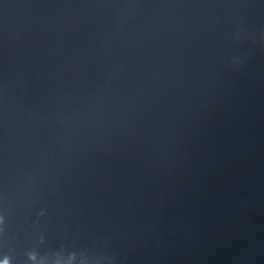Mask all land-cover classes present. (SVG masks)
Wrapping results in <instances>:
<instances>
[{
  "label": "water",
  "instance_id": "1",
  "mask_svg": "<svg viewBox=\"0 0 264 264\" xmlns=\"http://www.w3.org/2000/svg\"><path fill=\"white\" fill-rule=\"evenodd\" d=\"M0 264H264V0H0Z\"/></svg>",
  "mask_w": 264,
  "mask_h": 264
}]
</instances>
